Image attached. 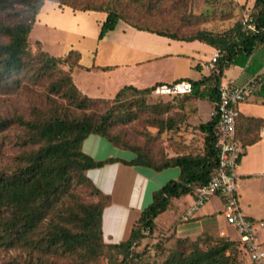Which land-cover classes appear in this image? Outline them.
Segmentation results:
<instances>
[{"label":"trees","instance_id":"16d2710c","mask_svg":"<svg viewBox=\"0 0 264 264\" xmlns=\"http://www.w3.org/2000/svg\"><path fill=\"white\" fill-rule=\"evenodd\" d=\"M170 1L173 5V0ZM44 2L56 4L58 8H69L73 12L105 14L98 40L113 31L118 22H123L138 31L174 41H198L219 51L216 70L201 75L197 80H188L192 85L191 93L176 96L207 101L212 108L218 103L224 71L230 66L242 68L246 75L260 84L264 105V84L261 80L264 74V34L261 28L255 33L244 32L239 23L218 34L206 30L180 34L169 27L159 29L150 18L167 12V9L161 8L166 0H127L136 10L134 16L120 9L122 0H0V13L15 20L9 24L0 23V88L8 83L18 88L23 77L30 82L52 78L48 85L49 93L65 102L60 107H49L47 115L34 109L36 119L31 121L16 119L27 132L25 142L37 145V148L21 155L15 171L0 175V248H20L35 253L37 259L33 258L25 264H60L59 258L67 259V264H94L100 259L109 264H140L145 251H137V248L146 237L155 234L156 218L170 208L172 200L194 196V189L205 185L214 174L218 166L216 119L210 118L197 127L204 135L201 155L175 156L155 163L143 149L110 134L112 108L99 117L74 116L70 109L81 111L97 104L105 106L110 100L114 102L129 92L150 94L162 83L145 89L125 86L110 99L90 98L83 94L75 86L71 75L75 68L81 67L79 52L69 51L63 57H53L42 48L34 53L29 47L28 37ZM180 4L183 0H176V12L182 11L178 8ZM249 11L258 26H263L264 0H254ZM62 64L65 70L60 69ZM180 80L186 79L176 81ZM48 98L51 103L52 99ZM238 119L236 133L243 146L256 142L261 121L246 123L245 133L253 135L245 139L237 132ZM7 125V122L0 121V133ZM90 135L104 137L114 147L133 153L134 159L92 160L82 152V143ZM115 162L150 168L156 172L178 168L179 175L176 180L167 182L152 193L151 203L142 211L126 241L106 244L102 238V212L109 199L93 185L85 172ZM76 184L87 185L98 197V202H80L71 192ZM66 197L70 200L69 205L59 209ZM163 237L159 240L162 243L158 244L167 250L166 255L160 262L146 264H245L238 256L239 253L245 256L239 243L225 237L207 234L195 238H176L174 234Z\"/></svg>","mask_w":264,"mask_h":264},{"label":"rangeland","instance_id":"374dc122","mask_svg":"<svg viewBox=\"0 0 264 264\" xmlns=\"http://www.w3.org/2000/svg\"><path fill=\"white\" fill-rule=\"evenodd\" d=\"M238 1L245 6H239L235 0H183V4L178 6L182 8V11L176 12L174 10L176 0H173V5L170 0H166L161 4V8L162 10L167 9V12L159 17L150 18V20L159 29L169 27L180 34H191L197 30L223 33L240 22L245 11L252 6L253 0ZM120 9L129 16L136 14L135 8L132 4H128L127 0L120 2ZM39 13L28 37L32 52L36 53L38 48H42L50 56L63 57L69 51H77L82 56L81 64L84 67L90 66L95 60L100 64H116L112 69L95 70L88 75L86 82L90 83L91 88L86 91V94L89 96L113 98L116 92L128 82L124 79L126 78L124 73L130 72V68L125 67L128 64L127 58L131 61L141 60L140 69L133 70L136 75L144 74L147 79L163 76L167 80L179 75L182 78H198L200 73L194 68L198 63L197 60L204 61L208 58V54L200 57L198 52L193 59L187 46H184L182 50L177 46L167 48L164 46L166 44L156 42L163 41L156 36L150 42L132 41V35L122 38L119 30L126 27L123 24L118 25L115 34L104 40L105 35L99 41L100 26L105 19L104 14L101 13H74L67 8H58L51 2H44ZM180 13L181 16H179ZM13 21H15L13 18L0 13V23L9 24ZM111 42H120L124 46L112 47L108 45ZM126 42H141L145 45V49L137 51V55L136 51L128 55ZM148 43H151L150 46ZM193 45L196 47L197 44ZM203 49H206V53L211 51L210 48ZM145 51L151 52L152 56L143 57ZM60 69L65 70V65L62 64ZM204 72L206 74L208 71ZM83 73L84 71L74 73L78 84H81ZM232 74L233 72L228 73V75ZM20 80L18 88L10 83L0 88V121L8 123L6 129L0 133V175L15 171L21 155L25 151L37 148V145L25 142V139L26 141L28 139L27 132L23 131L16 119L31 121L36 119L34 109H39L47 115L50 111L47 110L49 107L65 105L63 100L48 91L52 78H43L38 82H30L24 77ZM95 84L99 86V91L92 88ZM48 97L52 99V104ZM108 108L113 109L110 118V134L118 135L129 145L143 149L155 163H161L175 156H196L203 153L204 135L197 127L210 119L212 107L207 101H200L189 96H156L151 93L133 94L129 92L114 102L110 100L105 106L97 104L85 110L70 109V111L77 117L83 115L99 117ZM71 192L80 202L88 204L98 202V197L85 184H76ZM69 203L68 197L64 198L59 209L68 206ZM169 213L165 212L158 218L159 224L166 226V221H169L167 217L174 220V215ZM169 222L171 225L172 221ZM164 235L166 234L156 233L142 241L141 246L137 248V251H145L140 264L162 260L167 250H164L158 243H162L159 240L165 238ZM155 245L159 247L154 248ZM238 256L242 263L249 264L242 253ZM33 258L37 259L35 253H29L20 248H0V264H25ZM57 260L60 264L68 263V260L64 258ZM94 264L109 263L100 259Z\"/></svg>","mask_w":264,"mask_h":264},{"label":"crops","instance_id":"0c3cea01","mask_svg":"<svg viewBox=\"0 0 264 264\" xmlns=\"http://www.w3.org/2000/svg\"><path fill=\"white\" fill-rule=\"evenodd\" d=\"M235 2L239 6H245V4L239 3L238 0H235ZM253 2L254 0L252 1V5ZM69 10L73 12L71 9ZM119 24L126 26L119 30L122 38L132 35V41L144 40V42H150L153 41L154 36H156L163 40L160 42L159 39H156L159 40L156 42L166 44L164 46H167V48L177 46L182 50L184 46H187L190 49L189 52L193 59H195L198 52L199 56L201 55L200 57H204L208 54L206 60H197L198 63L195 67L198 68H194L199 71L200 75L196 79H191L189 77L182 78V76L179 75L169 80L163 76L160 78H149V80L144 74L136 75L133 73V70L140 69L139 64L141 60L131 61L127 58L128 64H126L125 67L130 68V72L124 73L126 77L124 79H127L128 82L123 87L132 86L136 89H145L158 83L168 84L179 79L197 80L201 75L205 74L202 65L212 57L215 51L198 41L181 42L170 40L155 34L138 31L123 22H118L116 28L106 34L104 40L115 34ZM130 29L131 31H129ZM121 42L123 43V41ZM122 43L111 42L108 45L120 47L124 46ZM126 44L128 46V55H131V52L135 51L137 55V51L145 49V45L141 42H126ZM150 44L151 43H148V46H150ZM193 44H197L196 47ZM152 46L155 47V45ZM205 47L210 48L211 51L206 53V49H203ZM151 56L152 53L149 51H145L143 54V57L146 58ZM81 60L82 56L79 62L81 67L75 68L71 72L75 86L90 98H102L86 94V91L91 88L90 83L86 82V80L88 81L87 77L95 70L106 71L115 67L116 64H100L95 60L90 66L84 67L81 64ZM77 71H84V73L81 74V84H78L74 78V73ZM229 72H233V74L228 75ZM251 79L253 78L246 75L242 68L230 66L224 71L222 84L233 82L235 85H242ZM261 80L264 84V74ZM255 84V89L252 93H250L246 100L239 105L237 132L243 136L241 138L249 139L252 137L253 133H245L244 128L246 123L250 120H258L261 121L262 125L256 133L258 138L256 142L243 146V142L237 137L238 141L244 147V153L240 159L236 174L238 203L241 212L252 221L264 222V105L262 104L263 98L260 96V84L258 82H255ZM94 86L92 88H94L95 91H99V86L97 84ZM82 152L94 161H102L109 158L131 161L135 157L133 153L114 147L104 137L98 135H90L83 141ZM85 175L93 185L109 199L108 204L104 207L102 212V238L106 244H116L126 241L129 238L133 225L140 217L142 211L151 203L152 193L160 189L167 182L176 180L179 175V170L178 168H168L156 172L150 168L129 166L121 162H115L100 168L90 169L85 172ZM193 199V195H187L172 200L171 206L166 212L169 213L171 211L169 214L174 215V220L167 217L169 221H172V224L169 225L170 222L166 221L167 225L164 226L158 222V218H160L162 214L158 216L155 220L157 227L156 233L160 235L166 234V236L174 234L176 238H195L201 234L218 237L220 232H223L225 238L231 241H237L235 230L225 222L222 215L223 203L218 197H212L192 218H187L185 216V211L191 205ZM257 235L258 241L264 248V228L258 229Z\"/></svg>","mask_w":264,"mask_h":264},{"label":"built area","instance_id":"2783aa9c","mask_svg":"<svg viewBox=\"0 0 264 264\" xmlns=\"http://www.w3.org/2000/svg\"><path fill=\"white\" fill-rule=\"evenodd\" d=\"M242 31L255 33L260 28L264 34V25L258 26L256 19L249 9L240 19ZM220 57L215 50L212 57L202 67L205 71L216 70V62ZM255 80L251 79L242 85L233 82L222 84L219 87V99L215 107L211 109L210 118L216 119V149L218 166L203 186L194 189V199L186 209L185 216L192 218L212 197H218L223 203L222 215L227 225L231 226L237 235L245 257L250 264H264V248L258 241L257 231L264 228V222L248 219L240 210L238 203V186L236 170L244 153V147L236 136V119L239 116V105L255 89ZM192 85L188 80L174 81L162 84L151 92L156 96H172L190 94ZM220 237H225L220 232Z\"/></svg>","mask_w":264,"mask_h":264}]
</instances>
